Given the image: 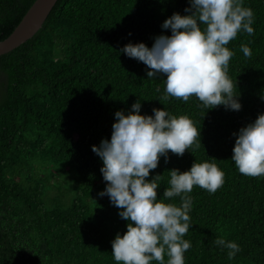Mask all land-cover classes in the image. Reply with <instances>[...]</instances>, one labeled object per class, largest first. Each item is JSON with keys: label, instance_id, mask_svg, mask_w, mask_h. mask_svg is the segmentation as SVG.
<instances>
[{"label": "trees", "instance_id": "1", "mask_svg": "<svg viewBox=\"0 0 264 264\" xmlns=\"http://www.w3.org/2000/svg\"><path fill=\"white\" fill-rule=\"evenodd\" d=\"M34 2L0 0V41ZM244 6L254 12V33L241 31L227 45L240 111L207 110L194 96L164 100V78H147L150 69L121 51L170 36L162 23L190 14L189 0H58L38 33L0 57V264H116L111 242L126 232L127 221L107 196H98L106 182L91 148L110 139L114 113H127L137 100L141 115L164 108L200 128V147L181 157L169 152L150 171L149 180L161 175L158 199L172 169L184 172L194 161L215 158L225 173L214 194L198 186L186 194L193 203L185 264H264V175H243L231 160L232 134L264 114V0ZM64 177L73 195L60 196ZM168 202L179 205L180 198ZM217 239L241 250L229 259Z\"/></svg>", "mask_w": 264, "mask_h": 264}, {"label": "clouds", "instance_id": "2", "mask_svg": "<svg viewBox=\"0 0 264 264\" xmlns=\"http://www.w3.org/2000/svg\"><path fill=\"white\" fill-rule=\"evenodd\" d=\"M188 15L174 13L161 28L171 35L153 38L149 48L144 43H129L121 51L147 66V78H164V100L170 97L187 102L196 97L211 110L223 106L240 111L236 83L228 75L234 52L227 45L241 31L253 35L254 12L244 0H189ZM245 57L252 50L242 44ZM137 100L130 111H116L110 139H102L91 150L102 161L100 172L106 182L99 197L107 196L127 221L126 232L116 234L111 242L116 264H185L184 253L191 242L184 239L191 227L194 186L214 194L225 182V173L215 158L193 162L184 172L169 171V186L158 199L161 175L147 179L158 167L160 158L168 161L169 152L178 157L189 148L200 147V128L187 115H171L152 109L153 115H141ZM231 160L246 176L264 175V114L239 129ZM199 138V140H198ZM179 197L180 204L171 201ZM215 243L229 249L232 259L241 250L236 242L217 239ZM165 256L168 257L165 261Z\"/></svg>", "mask_w": 264, "mask_h": 264}, {"label": "water", "instance_id": "3", "mask_svg": "<svg viewBox=\"0 0 264 264\" xmlns=\"http://www.w3.org/2000/svg\"><path fill=\"white\" fill-rule=\"evenodd\" d=\"M58 0H35L13 32L0 41V57L30 40L43 27Z\"/></svg>", "mask_w": 264, "mask_h": 264}, {"label": "rangeland", "instance_id": "4", "mask_svg": "<svg viewBox=\"0 0 264 264\" xmlns=\"http://www.w3.org/2000/svg\"><path fill=\"white\" fill-rule=\"evenodd\" d=\"M56 180H51V182L54 184ZM67 180H70V178L69 177L68 178L67 177H64V178H62V180H59L60 181V184H59V187H60L59 188L60 196L63 195V194L73 195V191L72 192H69V190L66 188V185H65L66 182L65 181H67ZM57 187H58V185H57ZM53 190H55V189H53ZM52 193H53L52 196H55L56 194L58 195V193L55 192V191H53Z\"/></svg>", "mask_w": 264, "mask_h": 264}]
</instances>
